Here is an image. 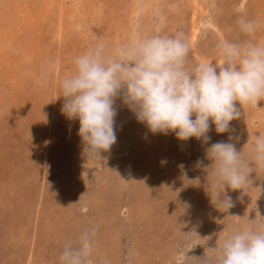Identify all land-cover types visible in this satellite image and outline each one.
I'll use <instances>...</instances> for the list:
<instances>
[{
    "label": "rangeland",
    "instance_id": "374dc122",
    "mask_svg": "<svg viewBox=\"0 0 264 264\" xmlns=\"http://www.w3.org/2000/svg\"><path fill=\"white\" fill-rule=\"evenodd\" d=\"M241 15L260 21L264 40V0H0V264H59L90 225L99 231L88 264H205L206 248L229 231L264 223V172L245 194L227 192V211L205 171L211 144L232 136L239 151L264 132V109L244 108L229 132L212 125L205 144L151 133L117 99L116 142L88 158L58 98L74 59L98 41L182 32L189 67L220 63V40L248 39Z\"/></svg>",
    "mask_w": 264,
    "mask_h": 264
},
{
    "label": "clouds",
    "instance_id": "9594fccd",
    "mask_svg": "<svg viewBox=\"0 0 264 264\" xmlns=\"http://www.w3.org/2000/svg\"><path fill=\"white\" fill-rule=\"evenodd\" d=\"M237 24L248 39L220 40V63L189 67L190 47L182 32L133 35L111 48L98 41L78 55L73 74L60 81L58 98H63L66 118L79 121L77 134L87 157L101 158L115 144L117 99L151 133L174 132L180 141L195 138L205 144L212 125L218 134L229 132L244 108L264 109L259 106L264 102V40L255 38L261 24L246 15ZM232 139L206 149L211 161L205 168L207 184L217 194L216 207L227 211L234 206L227 192L245 194L252 174L264 172V132L253 134L239 151ZM195 166H203V160ZM256 216L264 221L259 211ZM248 220L250 226L233 229L206 248L205 264H264V223ZM98 231L99 225H90L77 241L65 243L59 264H88Z\"/></svg>",
    "mask_w": 264,
    "mask_h": 264
},
{
    "label": "bare ground",
    "instance_id": "6f19581e",
    "mask_svg": "<svg viewBox=\"0 0 264 264\" xmlns=\"http://www.w3.org/2000/svg\"><path fill=\"white\" fill-rule=\"evenodd\" d=\"M136 1V0H135ZM149 1V0H148ZM137 3V2H136ZM135 3V4H136ZM42 4V3H41ZM195 4H196V2H195ZM133 9V8H132ZM134 10V9H133ZM200 11V10H199ZM205 23L207 24V26H212L213 27V25H212V23L209 21V20H205ZM127 29V28H126ZM199 28H194L193 29V33H192V40H191V42H192V46L194 45V43L198 40V34H199ZM220 36V35H219ZM264 103V102H263Z\"/></svg>",
    "mask_w": 264,
    "mask_h": 264
}]
</instances>
